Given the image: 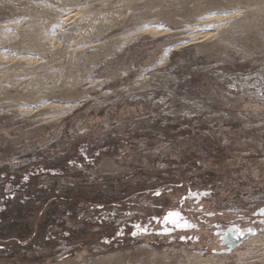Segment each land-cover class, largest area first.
<instances>
[{"label": "rangeland", "instance_id": "1", "mask_svg": "<svg viewBox=\"0 0 264 264\" xmlns=\"http://www.w3.org/2000/svg\"><path fill=\"white\" fill-rule=\"evenodd\" d=\"M31 166L104 206L0 264H264V0H0V185ZM22 195L7 237L41 233Z\"/></svg>", "mask_w": 264, "mask_h": 264}, {"label": "trees", "instance_id": "2", "mask_svg": "<svg viewBox=\"0 0 264 264\" xmlns=\"http://www.w3.org/2000/svg\"><path fill=\"white\" fill-rule=\"evenodd\" d=\"M40 168H44L47 174H53L52 170L46 166H31L29 169L23 171L21 177L16 178L19 181L14 180V178L12 177H7L4 175L1 176L3 178V181L0 185V252L5 249L6 245H11L9 247L11 249L13 248L12 250L19 248L23 249L27 246L34 249L36 246L43 248L50 247L55 243L54 241L57 240V238L70 241H72V239L74 240V238L76 239V237L80 239H86L85 235L87 232L85 230H72L71 228H66L64 226V220L58 216L59 213L57 212V209L54 208H58L59 205H63V207L66 206V208L68 209V207L76 204L78 208L81 209L83 214L98 206H104L102 203L93 204L85 196L79 195H61V193H57L54 197L51 198L42 199V197H40L41 195H38L39 198H36L37 196L33 192H29L28 184L33 177H37L39 175L38 173L40 171ZM61 171L62 170H59L58 173H62ZM19 191H23V195L21 196L18 206L25 205L26 201L28 200L32 202L38 200L37 211L39 217L43 218V222L37 228H41V233L38 234L37 232H34L30 237L27 235V237H20L19 235H16V237H7V235L9 236V234L14 233V230H16L17 228L18 230H21V228H25V226L21 225L20 222L18 224H12L11 219V225L8 221V219H10V214L13 213L11 212V208H15L14 206L17 205L14 204L15 201L11 202V198L13 194H15V192ZM134 193L135 192H133L128 197L133 198ZM31 198L35 200H31ZM118 200L120 201V199L115 198L109 203H117ZM48 204L49 206H52V208H48L46 212L43 213ZM18 206L16 208H18ZM4 219L7 220L4 221ZM56 226L59 228L58 230H54V227ZM7 228H12V230L10 231ZM28 231L29 229L26 230V234H28Z\"/></svg>", "mask_w": 264, "mask_h": 264}, {"label": "bare ground", "instance_id": "3", "mask_svg": "<svg viewBox=\"0 0 264 264\" xmlns=\"http://www.w3.org/2000/svg\"><path fill=\"white\" fill-rule=\"evenodd\" d=\"M249 243L254 247H259L264 250V236L257 237V238H251L249 240Z\"/></svg>", "mask_w": 264, "mask_h": 264}, {"label": "snow or ice", "instance_id": "4", "mask_svg": "<svg viewBox=\"0 0 264 264\" xmlns=\"http://www.w3.org/2000/svg\"><path fill=\"white\" fill-rule=\"evenodd\" d=\"M178 216H179L178 213H169V215L165 218V220L175 223V220H173V217H178ZM144 231H146V229Z\"/></svg>", "mask_w": 264, "mask_h": 264}, {"label": "water", "instance_id": "5", "mask_svg": "<svg viewBox=\"0 0 264 264\" xmlns=\"http://www.w3.org/2000/svg\"><path fill=\"white\" fill-rule=\"evenodd\" d=\"M252 229L249 230V232L247 231V233L245 234V236H249L250 234H252Z\"/></svg>", "mask_w": 264, "mask_h": 264}, {"label": "flooded vegetation", "instance_id": "6", "mask_svg": "<svg viewBox=\"0 0 264 264\" xmlns=\"http://www.w3.org/2000/svg\"><path fill=\"white\" fill-rule=\"evenodd\" d=\"M258 217V216H257ZM257 219H264V216L261 218L260 216Z\"/></svg>", "mask_w": 264, "mask_h": 264}]
</instances>
